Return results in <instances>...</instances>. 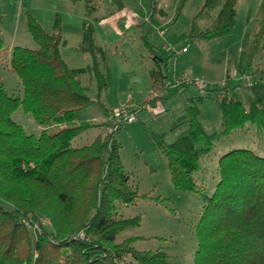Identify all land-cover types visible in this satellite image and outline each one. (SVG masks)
<instances>
[{
    "label": "trees",
    "instance_id": "16d2710c",
    "mask_svg": "<svg viewBox=\"0 0 264 264\" xmlns=\"http://www.w3.org/2000/svg\"><path fill=\"white\" fill-rule=\"evenodd\" d=\"M221 1L207 0L199 16ZM84 2L89 13L98 8L99 0ZM238 2L226 0L216 27L194 36L212 40L229 34L236 24ZM261 12L264 14V1ZM3 16L0 8V52L4 48ZM27 26L38 49L15 47L9 62L23 98L9 96L0 85V201L9 206L0 204V264H166L164 252L137 251L134 239L115 243L120 233L141 223L140 217L125 219L117 212L119 204L135 205L141 196L124 170L115 133L75 145L93 127L77 122V114L94 104L81 78H95L98 97L107 88L100 69L104 51L96 43L93 25L83 24V52L91 63L81 70L71 68L62 57L59 15L51 34L32 17ZM261 45L264 47V16L252 52ZM158 69L155 93L168 81L160 66ZM250 76L249 85L216 89L221 136L207 134L199 119L197 104L207 96L189 100L173 129L182 126L185 130L173 143L165 133L147 129L168 162L177 191L199 192L195 176L200 161L212 153L221 137L250 127L264 135V77L256 80ZM20 106L42 128L39 136L27 134L14 121ZM218 164L215 190L203 196L206 204L196 231L194 264H264V156L234 149L222 155Z\"/></svg>",
    "mask_w": 264,
    "mask_h": 264
},
{
    "label": "rangeland",
    "instance_id": "374dc122",
    "mask_svg": "<svg viewBox=\"0 0 264 264\" xmlns=\"http://www.w3.org/2000/svg\"><path fill=\"white\" fill-rule=\"evenodd\" d=\"M182 1L99 0L98 8L89 13L84 0H0L4 12L0 85L11 97L23 98V90L7 57L10 60L15 47L38 49L28 31L29 17L38 20L51 34L55 17L60 16L62 55L75 70L85 69L91 63L90 56L83 52L82 38L83 24L93 25L96 43L104 51L100 69L107 78V88L98 97L95 78L90 75L81 78L94 104L77 114V122L93 127L75 145L84 146L100 134L115 133L124 170L141 196L135 205L117 206L119 216L140 217L141 223L120 233L115 243L134 239L137 251L164 252L168 256L166 264H194L198 248L196 231L206 204L203 196L212 195L215 190L220 157L234 149H248L264 156V135L256 128L235 132L221 137L212 153L200 161V171L195 176L199 192H179L174 188L168 162L147 129L165 133L167 141L173 143L185 130L182 126L173 129L189 100L207 96L197 104L199 119L207 134L221 136L223 126L216 89L249 85L253 81L250 75L256 80L264 77V47L261 45L252 52L264 16L261 12L264 0H239L231 32L212 40L194 35L216 27L226 0L201 16L207 0H187L181 7ZM159 66L168 81L155 93L154 75ZM249 76L251 79L247 81ZM187 80H201L207 86L199 90ZM127 116H135L137 121L127 123L124 121ZM13 119L27 134L39 136L42 132L22 106ZM0 204L9 208L4 202Z\"/></svg>",
    "mask_w": 264,
    "mask_h": 264
},
{
    "label": "built area",
    "instance_id": "2783aa9c",
    "mask_svg": "<svg viewBox=\"0 0 264 264\" xmlns=\"http://www.w3.org/2000/svg\"><path fill=\"white\" fill-rule=\"evenodd\" d=\"M186 51V49H184V52ZM247 81H249L251 78L250 77H246ZM187 83L190 85H193L194 87H196L197 89H201L203 90L207 85V83H204V81L201 80H196L195 82L189 81L187 80ZM124 121L127 123H135L137 121L135 116H127L124 118ZM109 132H112V130H110Z\"/></svg>",
    "mask_w": 264,
    "mask_h": 264
},
{
    "label": "crops",
    "instance_id": "0c3cea01",
    "mask_svg": "<svg viewBox=\"0 0 264 264\" xmlns=\"http://www.w3.org/2000/svg\"><path fill=\"white\" fill-rule=\"evenodd\" d=\"M38 21V20H37ZM39 22V21H38ZM40 23V22H39ZM3 54V50L0 52V55H2ZM61 54H62V51H61ZM62 57H63V55H62ZM64 59V58H63ZM7 61H10V60H8V57H7ZM67 63V62H66ZM3 87V86H2Z\"/></svg>",
    "mask_w": 264,
    "mask_h": 264
}]
</instances>
